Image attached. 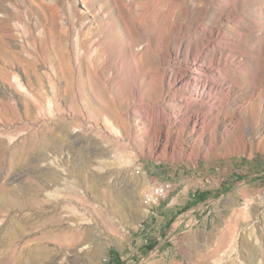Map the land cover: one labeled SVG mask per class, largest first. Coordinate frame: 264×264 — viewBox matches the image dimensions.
<instances>
[{"label":"rangeland","instance_id":"rangeland-1","mask_svg":"<svg viewBox=\"0 0 264 264\" xmlns=\"http://www.w3.org/2000/svg\"><path fill=\"white\" fill-rule=\"evenodd\" d=\"M123 2L0 0V264H264V0Z\"/></svg>","mask_w":264,"mask_h":264},{"label":"bare ground","instance_id":"bare-ground-1","mask_svg":"<svg viewBox=\"0 0 264 264\" xmlns=\"http://www.w3.org/2000/svg\"><path fill=\"white\" fill-rule=\"evenodd\" d=\"M121 6L122 7H124V6H127L124 2H123V0H121ZM84 5V4H83ZM85 6L87 7V5L85 4ZM110 13H111V11H109L107 14L110 16ZM229 15V14H228ZM62 21V20H61ZM78 22V21H77ZM74 27L76 26V21H74V20H72V23H71ZM71 24H70V26H71ZM103 24V23H102ZM66 29H68V28H66ZM65 29V30H66ZM67 31V30H66ZM65 32V31H64ZM206 34H209L210 35V37H211V34H213V32L212 31H206ZM79 38V37H78ZM77 38V40H79ZM77 43L79 42V41H76ZM210 43H211V41H210V39H207L206 38V41L204 40L203 41V43H202V45L201 46H199L195 51H194V53H193V57H194V60L195 61H200V62H195V66H196V75H198V76H201V75H204V76H208L209 74H207V71H206V69H210V70H212V71H215V72H218L219 73V75H220V78H223V75L221 76V72H220V65H221V63H220V59H209V61L206 63L205 61L203 62V61H201V58L203 57L204 58V56L205 57H208L209 55L207 54V56H206V54H205V52H204V54H203V51L204 50H206V49H209V46H210ZM65 44V43H64ZM213 46V45H212ZM212 49V48H211ZM210 51H212V52H210V53H214L215 51H214V47H213V49L212 50H210ZM213 56V55H212ZM90 58V57H89ZM215 58V57H214ZM208 59V58H207ZM169 61V60H168ZM222 71V70H221ZM225 76V75H224ZM212 77V84H213V86H218V84H217V81H218V77L215 79L214 77H215V75H212L211 76ZM69 79V78H68ZM223 80V79H222ZM225 81V80H224ZM69 83V82H68ZM218 83H219V81H218ZM49 85V84H48ZM91 85V84H90ZM220 85V84H219ZM84 86H85V84H84V81H83V76L82 75H76V77H74V76H72V80L70 81V83H69V90H71L73 93H78V92H80V93H82V91H84ZM92 86V85H91ZM93 88V87H92ZM218 89V88H217ZM34 103V102H33ZM36 103V102H35ZM53 114V113H52ZM199 115V114H198ZM2 156V155H1ZM7 196V195H6ZM6 196H4V188L0 185V214L1 213H4V207L5 206H9V205H11V207H12V205H14V204H18L16 201H14L13 199H11V197H6ZM9 196V195H8ZM15 198V197H14ZM20 200V199H19ZM21 201V200H20ZM22 203V202H21ZM16 208V207H15ZM19 208V207H18ZM4 222V218L1 220V223H3ZM218 251V250H217Z\"/></svg>","mask_w":264,"mask_h":264},{"label":"built area","instance_id":"built-area-1","mask_svg":"<svg viewBox=\"0 0 264 264\" xmlns=\"http://www.w3.org/2000/svg\"><path fill=\"white\" fill-rule=\"evenodd\" d=\"M173 190V185L170 183H161L152 185L144 197L147 205H155L162 201H166Z\"/></svg>","mask_w":264,"mask_h":264}]
</instances>
